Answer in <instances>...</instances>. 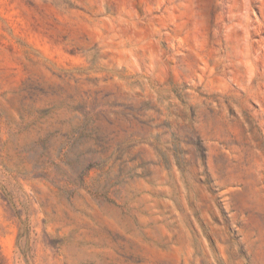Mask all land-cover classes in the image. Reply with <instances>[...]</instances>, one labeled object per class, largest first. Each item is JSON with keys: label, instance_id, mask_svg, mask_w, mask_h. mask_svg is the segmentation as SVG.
<instances>
[{"label": "rangeland", "instance_id": "374dc122", "mask_svg": "<svg viewBox=\"0 0 264 264\" xmlns=\"http://www.w3.org/2000/svg\"><path fill=\"white\" fill-rule=\"evenodd\" d=\"M0 264H264V0H0Z\"/></svg>", "mask_w": 264, "mask_h": 264}]
</instances>
